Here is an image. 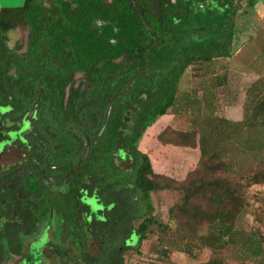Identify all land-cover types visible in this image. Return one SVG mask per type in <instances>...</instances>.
Returning a JSON list of instances; mask_svg holds the SVG:
<instances>
[{"label":"trees","instance_id":"16d2710c","mask_svg":"<svg viewBox=\"0 0 264 264\" xmlns=\"http://www.w3.org/2000/svg\"><path fill=\"white\" fill-rule=\"evenodd\" d=\"M254 6L252 0H26L0 12V42L8 31H27L30 57L44 54L60 62V117L91 126L83 154L71 153L72 167L59 168L69 188L62 196L67 209L61 211L79 222L91 214L90 224L79 228L104 243L101 257L89 256L81 264H126L125 257L140 255L150 236L165 254L208 250L211 257L200 264H226L231 250L264 245L255 232L239 228L248 214L249 190L264 186V73L246 89L242 119L233 121L217 111V91L229 74L211 71L216 59L237 53L236 39L251 24L244 19ZM193 65L206 71L184 93L181 81ZM110 106L114 111L100 136ZM168 115L187 116L191 128L162 127L159 142L202 151L183 181L155 172L139 148L148 128ZM245 157L257 165L240 160ZM71 172L80 173L75 183ZM161 191L179 194L168 223L158 220L151 200ZM255 196L264 214V194ZM50 211L44 219L53 217Z\"/></svg>","mask_w":264,"mask_h":264},{"label":"flooded vegetation","instance_id":"af4514ba","mask_svg":"<svg viewBox=\"0 0 264 264\" xmlns=\"http://www.w3.org/2000/svg\"><path fill=\"white\" fill-rule=\"evenodd\" d=\"M23 34L8 31L0 42V264H81L89 256L101 257L104 243L79 228L90 224L91 214L79 222L61 211L67 209L62 196L69 188L62 184L66 173L59 168L72 167L71 153L83 154L91 126H76L66 114L60 117V62L44 54L30 57L28 33ZM79 174L70 173L72 183ZM83 190L79 201L86 206L88 188ZM46 209L62 217L55 233L54 220L43 218ZM93 244L98 245L96 254L89 252Z\"/></svg>","mask_w":264,"mask_h":264},{"label":"rangeland","instance_id":"374dc122","mask_svg":"<svg viewBox=\"0 0 264 264\" xmlns=\"http://www.w3.org/2000/svg\"><path fill=\"white\" fill-rule=\"evenodd\" d=\"M25 0H10L4 3L6 8L22 7ZM257 13V12H256ZM262 16L263 12H259ZM246 27H242L243 32L236 39L235 47L239 54L235 57L216 59L211 71L216 75H222L225 71L229 74L227 84L217 91L218 102L217 111L220 116L233 121H240L243 117V106L246 98V89L259 76L264 73V18L250 16L244 19ZM242 26V25H240ZM23 31L17 30V37L21 36ZM24 36V34H23ZM206 69L204 66L193 65L188 68L181 81V90L184 93H189L202 80L203 73ZM81 79V75H77ZM202 97V92L197 94ZM170 128L177 131H187L191 128L190 119L187 116L175 117L173 122H170L168 116L159 118L151 127L148 128L146 134L139 143L140 150L147 154L151 160L155 172L172 177L178 181H183L187 175L196 169L202 151L200 148L189 149L183 147H174L171 145H163L159 142L158 132L161 127ZM249 166L255 167L257 162L251 158H241ZM125 168H131V164L124 165ZM250 205L246 218L239 224V228L254 233L264 243V214H261L260 203L256 201L255 194H264V186H256L249 190ZM179 194L172 191H161L153 193L151 200L154 206L155 215L162 223L169 221V209L178 201ZM92 205L95 211L101 208L93 201L87 202ZM61 206L64 204L61 202ZM106 207V204H103ZM112 206V205H107ZM259 208V209H258ZM64 209V208H63ZM53 214L52 231H57L61 224V215L50 211ZM105 218V217H104ZM138 222H136V226ZM157 237L150 236L141 247V254H133L130 257L126 256V264H200L207 262L211 257L208 250L196 249L193 255H187L176 250H171L165 254V249L157 245ZM261 242V243H262ZM262 243V244H263ZM53 246L57 244L56 239L52 240ZM98 245L93 244L89 252L96 254ZM77 257L80 255L79 250L76 251ZM167 258V260H166ZM264 264V245L255 247L240 248L236 251L231 250L228 254L226 264Z\"/></svg>","mask_w":264,"mask_h":264},{"label":"crops","instance_id":"0c3cea01","mask_svg":"<svg viewBox=\"0 0 264 264\" xmlns=\"http://www.w3.org/2000/svg\"><path fill=\"white\" fill-rule=\"evenodd\" d=\"M10 0H0V12L3 10V9H15V8H6V7H4V3H7V2H9ZM26 1V0H25ZM242 1H244V3L245 2H247V1H249V0H242ZM254 3H255V6H254V8L250 11V15H256L257 14V16H259V18L260 17H263L264 18V0H252ZM18 8H20V7H18ZM246 8V7H245ZM257 12V13H256ZM259 12H263V15L262 16H260L259 15ZM238 52H239V50H238ZM237 52V53H238ZM236 53V55H235V57L239 54H237ZM164 117V116H163ZM168 117H169V119H170V122H173L174 121V119H175V116H173V115H168ZM161 118V117H160ZM168 125H170V124H168ZM168 125H163V126H168ZM172 126V125H171ZM161 129H162V127L160 128V130H159V132H158V134L160 133V131H161ZM158 134H157V136H158Z\"/></svg>","mask_w":264,"mask_h":264},{"label":"water","instance_id":"95a60500","mask_svg":"<svg viewBox=\"0 0 264 264\" xmlns=\"http://www.w3.org/2000/svg\"><path fill=\"white\" fill-rule=\"evenodd\" d=\"M141 78H142V76H139V77H138V80H140ZM135 84H136V83H133V84L129 85L128 88H129V89L132 88ZM113 111H114V107H113V106H110V109H109V111H108L107 118H106V120H105V122H104V125H103V128H102V131H101L100 136H102V135L104 134L105 130L107 129V127H108V125H109V122H110V119H111V117H112V113H113Z\"/></svg>","mask_w":264,"mask_h":264}]
</instances>
